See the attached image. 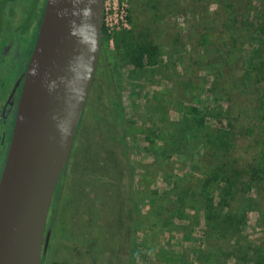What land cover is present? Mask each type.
<instances>
[{"label":"rangeland","instance_id":"1","mask_svg":"<svg viewBox=\"0 0 264 264\" xmlns=\"http://www.w3.org/2000/svg\"><path fill=\"white\" fill-rule=\"evenodd\" d=\"M150 1L125 0L127 27L101 36L105 80L94 83L69 153L46 264H92L96 253L97 264H158L134 252L143 243L187 254L192 264H241L229 253L230 232L207 220L218 211L217 168L197 133L168 157L146 154L144 134L167 137L185 105L212 106L233 122L228 162L244 172L238 179L264 164V0H246L250 9L242 10L260 24L251 35L222 0ZM138 45L158 47L155 65L132 69L128 51ZM227 52L237 56L233 63ZM237 186L225 208L240 217L238 240L254 245L264 240V175Z\"/></svg>","mask_w":264,"mask_h":264},{"label":"water","instance_id":"2","mask_svg":"<svg viewBox=\"0 0 264 264\" xmlns=\"http://www.w3.org/2000/svg\"><path fill=\"white\" fill-rule=\"evenodd\" d=\"M103 0H45L0 172V264H43L53 192L100 55Z\"/></svg>","mask_w":264,"mask_h":264},{"label":"trees","instance_id":"3","mask_svg":"<svg viewBox=\"0 0 264 264\" xmlns=\"http://www.w3.org/2000/svg\"><path fill=\"white\" fill-rule=\"evenodd\" d=\"M145 1L148 2L150 0ZM156 1L158 0H151L150 3ZM222 1L232 13L234 12L233 14L235 17L233 18V22H238V25L241 26L242 29L250 33L249 35L253 34V31L255 32L256 29L260 27L259 23L248 18L247 15L244 14V11L242 12L243 8L245 10L248 3L246 0L243 2H240L241 0ZM248 8L250 9L249 3ZM256 24L258 27H255ZM253 26L256 29H254ZM122 31V34L124 32L127 33L126 30ZM105 33L106 30L103 24H101V36ZM118 33L115 35V42L119 39ZM207 37L208 35L206 33L203 40H206ZM257 45L258 42L256 41L254 47ZM157 55L158 47L156 45H138L128 51V60L132 69L141 70L145 67L155 65L157 63ZM252 57L253 59L257 58L258 54H255ZM236 59L237 56H233V53L227 52V60L229 64L233 63ZM255 64H258L257 60ZM205 101L208 105L211 102L213 104L218 102L216 98H206ZM184 108L185 111L183 114L174 121L173 129L167 132V134H169L167 137L164 132H160L161 130H157L156 134H144L145 138L151 144V148L146 149L145 153L150 155L159 153L162 156L168 157L169 154L177 153L179 151L183 140L188 134L191 135V133L196 132L199 144L209 151L212 160L215 161L213 166L217 168L214 172V179H216V189L218 192V211L211 212L209 219L207 217V220H213L215 226H218L219 232H230L232 244L229 253L232 257L239 260L241 264H264V240L261 239L254 245L238 240L236 228L240 217L236 214H231L229 209L225 208L228 205V199H231L237 192V184L251 186L254 180L260 179L264 175V164L261 165V162L258 161V164H253L250 167L251 175H249V177H245L241 180L240 178L238 179V177H241V172H244L237 170L235 167H231L228 162V155L233 147V122L231 121L230 116L222 112L220 109H212V106L199 107L197 105L189 104L185 105ZM155 138L161 141L160 144L154 142ZM221 210L222 212H220ZM206 224L210 226V222L207 221ZM210 230H212V228H210ZM234 234L235 236H233ZM145 246L146 245L143 243L141 247L134 250V252L144 253L146 259H150L149 257L152 255V259L157 261L158 264H192L193 262L191 257L187 254H175L162 248L153 251L151 247Z\"/></svg>","mask_w":264,"mask_h":264},{"label":"flooded vegetation","instance_id":"4","mask_svg":"<svg viewBox=\"0 0 264 264\" xmlns=\"http://www.w3.org/2000/svg\"><path fill=\"white\" fill-rule=\"evenodd\" d=\"M44 3L45 0H0V172L11 138L17 100L24 76L23 71L34 45L44 9ZM99 65L98 59L86 101L89 100L95 81L99 80L102 82L105 80V72L102 69L98 74ZM86 101L77 124L73 145L76 140V133H80L82 114H85V111L88 110V104L87 107H85ZM105 127L106 133L108 132L110 135L116 134L117 137L121 135L120 132L115 131L112 133L111 129L107 130V126ZM117 140L118 141L112 139L111 141L112 150H114L115 153L117 151L116 147H121V140L118 138ZM119 152L124 155L121 148H119ZM66 165L67 162L64 171L58 177L53 192L55 196L52 201L50 215L46 222L48 237L42 253L43 264H46L52 238L55 235L54 212L59 204L58 197L60 189L64 185V181H62L61 178L66 175ZM56 187H59L57 192H55ZM96 254L89 256L92 264L98 263V261H95Z\"/></svg>","mask_w":264,"mask_h":264},{"label":"built area","instance_id":"5","mask_svg":"<svg viewBox=\"0 0 264 264\" xmlns=\"http://www.w3.org/2000/svg\"><path fill=\"white\" fill-rule=\"evenodd\" d=\"M101 24L106 34L113 30L127 27V7L125 0H103L101 9Z\"/></svg>","mask_w":264,"mask_h":264}]
</instances>
